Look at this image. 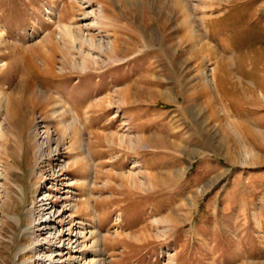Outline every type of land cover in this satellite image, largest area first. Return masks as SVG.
<instances>
[{
	"label": "rangeland",
	"instance_id": "obj_1",
	"mask_svg": "<svg viewBox=\"0 0 264 264\" xmlns=\"http://www.w3.org/2000/svg\"><path fill=\"white\" fill-rule=\"evenodd\" d=\"M51 3L0 0V264H53L47 195L79 205L62 264L96 230L103 264H264V0Z\"/></svg>",
	"mask_w": 264,
	"mask_h": 264
},
{
	"label": "bare ground",
	"instance_id": "obj_2",
	"mask_svg": "<svg viewBox=\"0 0 264 264\" xmlns=\"http://www.w3.org/2000/svg\"><path fill=\"white\" fill-rule=\"evenodd\" d=\"M48 1V0H47ZM51 4H55V0H51ZM87 3V2H86ZM53 6V5H52ZM52 12H54V9H52ZM71 15L72 17H69L70 21L69 22V25L67 26H64V24H59L60 25V36L62 37L60 40H63L66 36L70 37L73 41L76 40L77 37L76 36V31L74 30V25L75 23H72L74 21V19L76 18V14L75 13H71L69 14ZM80 16V15H79ZM81 16H83L84 18L86 16H88L87 14H82ZM61 18V17H59ZM62 20H64V18H62ZM59 23H62V22H59ZM74 26V27H73ZM59 27V26H58ZM77 30H81V29H77ZM79 33V31H78ZM54 34H50L49 35V38H47L45 41H44V45L46 46H49L51 43V41L54 39H52V36ZM81 35V34H80ZM3 36V35H2ZM71 40V41H72ZM83 40V39H82ZM55 41V40H54ZM53 41V42H54ZM65 41V40H64ZM67 41V40H66ZM2 42L1 38H0V43ZM56 42V41H55ZM77 42V41H76ZM85 43H90L89 40L85 39L84 40ZM92 42V41H91ZM94 42V41H93ZM92 42V43H93ZM70 43V42H69ZM55 45V44H54ZM92 46V45H91ZM116 48L114 47L113 50H115ZM112 50V52H113ZM32 61V60H31ZM32 64V62H30V65ZM48 66L50 63H47ZM89 68V67H88ZM111 69V68H110ZM51 69H49L50 71ZM47 74V73H46ZM41 94V92H40ZM43 96V95H42ZM37 99V98H36ZM56 100V99H55ZM64 100V99H63ZM28 103H32V104H35L37 105L38 102L34 101V98L33 96H29L27 97V100H26ZM61 102V101H60ZM57 105V104H56ZM61 105V104H60ZM56 113V112H55ZM56 117V116H54ZM50 127V126H49ZM55 133V130L54 132H50L49 129L46 130V133H45V142L40 144L38 147V149L36 150V152L33 154L32 157L35 156V159L39 162V161H42L45 157H50L52 156V154L54 153L53 151H48V149L51 147V141L53 140V138L55 139V141L57 142V146L55 148V152L58 153L59 150V144L61 142V138H57L56 134ZM54 141V140H53ZM63 146V145H62ZM81 148V147H80ZM59 154H57L56 157H58ZM33 159V158H32ZM47 159V158H46ZM88 159V158H87ZM59 161V160H58ZM92 161V160H91ZM88 162V161H87ZM91 163V162H90ZM89 163V164H90ZM83 165V164H82ZM74 185V184H73ZM50 196L47 195V199H45L43 202L44 204L42 203V206L41 208H39V216L44 213V218L43 220L41 221V224H40V231H41V234L39 235V239L37 240L36 242V246L34 249H36L39 253V257L42 255L43 256V259H48L49 261H51V263L53 264H58V263H61V256L63 255L62 254V247L64 245H66V250H70L71 246H74L76 244V247L78 246H85V243L84 242H81L82 240V237H83V232L81 231H78V230H75L74 231V234L76 233V235L74 236H71L72 234L70 233V230L67 231V233L69 232V234L67 233H64L65 232V227L62 225L63 224V221H64V218L66 217L65 214L68 213V211H72L71 212V215L70 217L72 218H75L77 217L76 213L79 209V205H76V204H73L71 205V207L68 209L66 206L64 207L65 209H61L60 211H57L55 210L56 206L52 204V202L50 201ZM87 205V202L85 203ZM83 205V204H82ZM89 205V204H88ZM85 207V206H84ZM89 207V206H88ZM93 208V207H92ZM93 215H94V223H93V226L95 228V226L97 225L99 227V220H98V215H97V212L93 209ZM79 212V211H78ZM91 214V213H90ZM82 215V214H81ZM38 218V217H37ZM78 218V217H77ZM71 219V218H70ZM39 221V219H38ZM73 221V220H72ZM37 222V221H36ZM72 223V222H71ZM69 227V226H68ZM71 229V228H70ZM97 229V228H96ZM72 232V231H71ZM97 232V238L93 239V243L91 245L92 249L94 248L96 250V252L98 253V256H97V261L94 259L88 263V264H103V255L102 254L103 252H101L102 250V241H103V237L101 236V234H99V230H96ZM95 231H91V235H94V233L96 234ZM71 234V235H70ZM84 238V237H83ZM53 244H55L56 249H55V256L52 254H49L51 253V251H44V247H47L51 250ZM90 247V248H91ZM44 249V250H43ZM43 250V251H42ZM94 250V251H95ZM104 251V250H103ZM40 252H41V255H40ZM43 252V254H42ZM69 254V253H68ZM57 258H59V260H57ZM101 259V263L99 261V259Z\"/></svg>",
	"mask_w": 264,
	"mask_h": 264
}]
</instances>
